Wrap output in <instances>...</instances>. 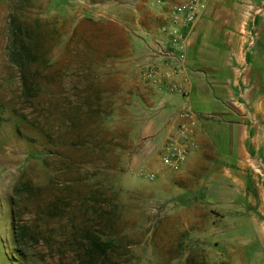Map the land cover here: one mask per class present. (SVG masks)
Here are the masks:
<instances>
[{
	"label": "rangeland",
	"instance_id": "374dc122",
	"mask_svg": "<svg viewBox=\"0 0 264 264\" xmlns=\"http://www.w3.org/2000/svg\"><path fill=\"white\" fill-rule=\"evenodd\" d=\"M31 2L19 14V0H0V264H81L86 231L111 243L86 264H264L262 142L227 157L206 141L176 169L161 161L165 139L150 145L163 138L151 137L157 103L142 77L158 8ZM19 17L55 31L47 62L22 72ZM59 197V218H42Z\"/></svg>",
	"mask_w": 264,
	"mask_h": 264
},
{
	"label": "crops",
	"instance_id": "0c3cea01",
	"mask_svg": "<svg viewBox=\"0 0 264 264\" xmlns=\"http://www.w3.org/2000/svg\"><path fill=\"white\" fill-rule=\"evenodd\" d=\"M149 1L158 10L147 29L152 37L145 42L149 54L143 64L156 60L154 44L163 36L170 7L190 0ZM202 1L206 9L187 34L188 103L200 117L199 146L212 142L233 157L247 142H262L264 147V0ZM147 92L157 103L151 137H163L151 138L150 145L158 146L181 122L185 101L148 87Z\"/></svg>",
	"mask_w": 264,
	"mask_h": 264
},
{
	"label": "built area",
	"instance_id": "2783aa9c",
	"mask_svg": "<svg viewBox=\"0 0 264 264\" xmlns=\"http://www.w3.org/2000/svg\"><path fill=\"white\" fill-rule=\"evenodd\" d=\"M162 1V0H159ZM206 4L190 0L170 7L162 38L156 40L155 61L148 64L142 74L145 85L154 93L179 95L185 101L181 109V122L165 139L160 157L169 168L184 167L191 154L199 148L198 127L200 117L189 105L190 81L186 63L187 34L197 23Z\"/></svg>",
	"mask_w": 264,
	"mask_h": 264
},
{
	"label": "trees",
	"instance_id": "16d2710c",
	"mask_svg": "<svg viewBox=\"0 0 264 264\" xmlns=\"http://www.w3.org/2000/svg\"><path fill=\"white\" fill-rule=\"evenodd\" d=\"M31 0H19V14L25 7H31ZM16 21V20H15ZM55 35V31L49 28L47 25H43V22L38 20H30L20 19L19 21L13 22L10 27V50L13 61L18 65L19 71H24L27 66H31L33 63H37L38 61L46 60L45 51L48 47H51V43L53 41V37ZM47 62V61H45ZM32 68V66H31ZM30 68V69H31ZM23 85L25 89L28 87L32 91L34 89L33 84L28 81V78L25 76V80H23ZM28 88V89H29ZM72 183V182H71ZM71 183L68 184L67 189H71ZM71 185V186H70ZM48 187V186H47ZM46 187V188H47ZM31 189V188H30ZM40 188H34L30 190L32 194L33 191H39ZM38 195V194H36ZM36 195H34L36 197ZM61 197L54 198V200H49L47 198L39 205V212L42 215V218L47 220H56L59 218L57 216L60 204ZM15 232V243L17 246H21L22 242L20 240L18 229L14 224ZM86 229H82L81 231H86ZM88 240L85 241L83 247L81 248L82 255L78 257V261L81 264L92 263L94 257L97 253L107 254V248L111 245L110 241L106 242L99 235H95L93 232L86 231Z\"/></svg>",
	"mask_w": 264,
	"mask_h": 264
}]
</instances>
